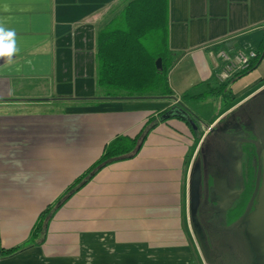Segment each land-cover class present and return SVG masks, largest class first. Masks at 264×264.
<instances>
[{
    "label": "crops",
    "instance_id": "obj_1",
    "mask_svg": "<svg viewBox=\"0 0 264 264\" xmlns=\"http://www.w3.org/2000/svg\"><path fill=\"white\" fill-rule=\"evenodd\" d=\"M128 1L0 0V250L18 248L0 254V264L204 259L197 225L211 221L213 207L200 201L197 153L209 127L264 95V55L224 88L219 52L260 51L264 0H167L175 97L107 98L96 84V34ZM175 105L203 129L176 117L158 121L132 157L93 174L32 237L40 212L108 142L135 136Z\"/></svg>",
    "mask_w": 264,
    "mask_h": 264
},
{
    "label": "trees",
    "instance_id": "obj_2",
    "mask_svg": "<svg viewBox=\"0 0 264 264\" xmlns=\"http://www.w3.org/2000/svg\"><path fill=\"white\" fill-rule=\"evenodd\" d=\"M263 55L264 42L260 51L256 52V56L249 61L248 66L234 74L231 80L224 85V88L231 81L256 67ZM95 60L96 84L105 89L107 98H174V93L168 82V70L172 62L167 43V0L128 1L119 14L97 32ZM204 96L205 94H200L196 95L195 98L201 99ZM230 115L232 113L225 115L223 118L226 120ZM171 117L180 118L188 123L193 115L179 105L170 106L159 112L158 118L150 117L135 136L118 135L108 142L100 157L86 169L83 175L75 180L65 195L60 197L55 205H48L40 212L38 221L32 231V237L36 238L41 234L43 225L52 209L68 198L78 186L90 179L93 174L104 166L119 159L132 157L138 151L148 131L158 121H166ZM220 120L213 126L212 132L217 131L220 127L222 123H219ZM250 121L253 123L254 120L251 119ZM231 125L236 126V129L230 130L229 133L223 130L219 131L217 142L219 145L223 144L227 147L229 155L233 158V163H236L237 158H239L242 161V167L236 173L238 167L236 168V164H233L231 173L226 168L225 173L227 174L224 175L232 176L229 181L234 180V183L239 184V189L245 187V189H248L246 191H251L253 202H256L261 185V174H258L262 169L260 151L264 146L258 144L257 134L251 138H236L235 132L239 130L240 126L236 122ZM225 133L227 134L225 135ZM205 138L201 146L204 144ZM236 142H239V146L235 145ZM238 147H241V150H238ZM245 149L246 151H244ZM216 150L219 149L216 148ZM203 180L204 188L202 187L203 195L201 197L206 198L208 193L205 189L209 183L207 178ZM253 208L254 206H251L248 213ZM17 250L18 248L1 249L0 254L11 255Z\"/></svg>",
    "mask_w": 264,
    "mask_h": 264
},
{
    "label": "rangeland",
    "instance_id": "obj_3",
    "mask_svg": "<svg viewBox=\"0 0 264 264\" xmlns=\"http://www.w3.org/2000/svg\"><path fill=\"white\" fill-rule=\"evenodd\" d=\"M231 78L223 82H228ZM195 105L194 107L197 110L201 109L198 104ZM251 119L254 120L252 121L251 129L253 133L249 129L246 130L249 123H251ZM236 121L240 126L239 130L242 128L240 131L248 132V138L254 137L257 134L258 139L261 141L260 145L263 147L264 95L252 100L233 115H230L217 131L210 133L206 138L204 137V144L200 148L199 165L201 163L204 164L207 157L212 161H221L220 163L222 166H227L229 173H231L233 170L232 166L236 163H233V158L229 155L227 147L223 144H218L217 138L219 137L218 134H220L219 131L228 128L229 124H234ZM188 128H190V126H188ZM231 129L233 131L236 129V126H231ZM226 134L227 133H225V135ZM216 148L219 150H216ZM244 151H246V149ZM230 179H232V176ZM248 181H250V179H248ZM231 182L234 184V180ZM254 205L255 201L253 202L251 191H246L240 199L236 200L234 206L223 211L215 210L214 207L213 211L209 213L208 219L210 218L211 221H207V227L203 228L201 225H197L196 234L198 245L204 259L196 257L193 263L264 264V252L261 250L262 247L255 245L253 242L255 236H261L264 240V225L261 224L259 220L255 221L253 224L246 221L247 215L249 214L248 212L251 210V206Z\"/></svg>",
    "mask_w": 264,
    "mask_h": 264
},
{
    "label": "flooded vegetation",
    "instance_id": "obj_4",
    "mask_svg": "<svg viewBox=\"0 0 264 264\" xmlns=\"http://www.w3.org/2000/svg\"><path fill=\"white\" fill-rule=\"evenodd\" d=\"M241 109V108H240ZM239 109V110H240ZM238 111V110H237ZM232 115H233V112H232ZM224 122V121H223ZM222 122V123H223ZM221 123V124H222ZM237 123V121H236ZM231 124H229V127ZM221 126V125H220ZM228 128H224L223 131H227L228 133L230 132V130L232 129H229ZM246 129H249L252 133L253 131L251 130L252 129V123H249V125L247 126ZM238 132H235V136L236 138H244L245 137H248V132H243V131H240V130H237ZM210 133H212V131H208ZM205 135V137H207L209 134ZM257 138V142L258 144H261V141L260 139H258V137L256 136ZM248 139V138H246ZM238 145L239 146V142H236L235 145ZM242 144H246V143H242ZM248 144V143H247ZM243 146V145H242ZM244 147V146H243ZM238 150H241V147L239 148L238 147ZM206 157V156H205ZM200 158V152H199V155L197 156V159L195 161V169L198 170L200 172V183H199V190L202 191V195H203V190H202V187L204 186V178H207L208 179V187L205 189L208 193L207 197L205 198H202L200 197V201L201 202H204V203H209V204H212V207L214 209L215 207V210H218V211H223L226 210L227 208L229 207H232L235 205V202L236 200L240 199V197H242V195L246 192V190L248 189H245V187H242L239 189V184L237 185L236 183L232 184L233 182H230L229 181V177L228 175H224V174H227L225 173V169L227 168V166L224 165V167L222 166V164L220 163L221 161L219 162H216V161H212V160H209L207 157L205 159V162L204 164H200L199 165V160ZM238 167V168H237ZM242 167V161L237 158V162H236V173L237 171ZM228 169V168H227ZM240 171V170H239ZM258 174H262V169L260 171V173L258 172ZM218 179L219 180H226V184L227 186L224 185L226 191H221L223 190V187L221 188V184L220 182H218ZM223 184L224 182L221 181ZM204 188V187H203ZM221 191V192H220ZM244 192V193H243ZM206 193V194H207ZM219 193L224 197V200L223 202H221V199H220V195ZM240 193V194H239ZM236 195V196H235ZM241 195V196H240ZM235 197V198H234ZM234 198V199H233ZM210 199V200H208ZM212 199V200H211ZM208 200V201H207ZM217 205V207H216ZM222 205V206H221ZM228 206V207H227ZM223 207V208H222ZM227 207V208H226ZM203 228L207 227V221L202 223L201 225Z\"/></svg>",
    "mask_w": 264,
    "mask_h": 264
},
{
    "label": "water",
    "instance_id": "obj_5",
    "mask_svg": "<svg viewBox=\"0 0 264 264\" xmlns=\"http://www.w3.org/2000/svg\"><path fill=\"white\" fill-rule=\"evenodd\" d=\"M264 93V91H263ZM188 123L191 125L193 129L202 130L203 126L201 125L200 121L196 117H192L189 119ZM212 127H209V130H211ZM213 130V129H212ZM261 157H262V174H261V185L258 190V194L256 197V202L254 205L253 210L247 215L246 221H248L250 224H253L255 221L259 220L261 224L264 225V147L260 151ZM224 185L227 186L226 180H223ZM228 187V186H227ZM219 195H221L219 193ZM222 196V195H221ZM263 238L260 237H254L253 242L255 245L261 246L262 252H264V242Z\"/></svg>",
    "mask_w": 264,
    "mask_h": 264
},
{
    "label": "built area",
    "instance_id": "obj_6",
    "mask_svg": "<svg viewBox=\"0 0 264 264\" xmlns=\"http://www.w3.org/2000/svg\"><path fill=\"white\" fill-rule=\"evenodd\" d=\"M219 56L223 59L224 65L220 73L222 81H227L234 76L237 72L245 69L249 61L256 56L255 51L243 52L238 51L233 55L225 51H220Z\"/></svg>",
    "mask_w": 264,
    "mask_h": 264
}]
</instances>
